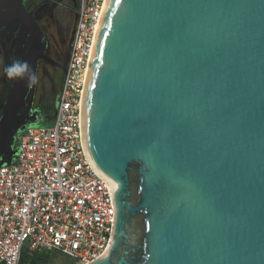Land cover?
<instances>
[{
    "label": "water",
    "instance_id": "water-1",
    "mask_svg": "<svg viewBox=\"0 0 264 264\" xmlns=\"http://www.w3.org/2000/svg\"><path fill=\"white\" fill-rule=\"evenodd\" d=\"M8 83L0 166L36 118ZM82 135L115 209L89 264H264V0H107Z\"/></svg>",
    "mask_w": 264,
    "mask_h": 264
},
{
    "label": "built area",
    "instance_id": "built-area-1",
    "mask_svg": "<svg viewBox=\"0 0 264 264\" xmlns=\"http://www.w3.org/2000/svg\"><path fill=\"white\" fill-rule=\"evenodd\" d=\"M106 0H78L76 25L47 128H27L0 166V264L55 252L75 264L103 257L113 236L112 186L91 164L82 135L86 73Z\"/></svg>",
    "mask_w": 264,
    "mask_h": 264
},
{
    "label": "flooded vegetation",
    "instance_id": "flooded-vegetation-1",
    "mask_svg": "<svg viewBox=\"0 0 264 264\" xmlns=\"http://www.w3.org/2000/svg\"><path fill=\"white\" fill-rule=\"evenodd\" d=\"M72 4L76 6V0H0V109L9 85L4 69L23 51L35 59L38 76L24 98V106L30 105L28 115L37 116L52 100L56 103L77 19L74 15L69 26L59 16L70 19Z\"/></svg>",
    "mask_w": 264,
    "mask_h": 264
},
{
    "label": "rangeland",
    "instance_id": "rangeland-1",
    "mask_svg": "<svg viewBox=\"0 0 264 264\" xmlns=\"http://www.w3.org/2000/svg\"><path fill=\"white\" fill-rule=\"evenodd\" d=\"M77 5H78V0H76ZM77 5L75 6L74 4H72L69 9L70 12L68 13V15H72V17H70V19L66 18V17H60L59 16V21L63 24V25H69L72 23L73 20V16L76 15L77 13ZM59 94V90L57 91V96ZM56 103H57V99H56ZM56 103L52 100L50 105L51 107L46 110L44 109L42 112H40L35 120L29 122L24 129L20 130L18 132V134L15 137V142L14 145L16 146V143H18V140L20 138V136L22 135L23 131H25L27 128H47L53 125L54 123V117H55V107H56ZM50 264H75L73 261H71L69 258L57 254L55 252L50 253Z\"/></svg>",
    "mask_w": 264,
    "mask_h": 264
},
{
    "label": "clouds",
    "instance_id": "clouds-1",
    "mask_svg": "<svg viewBox=\"0 0 264 264\" xmlns=\"http://www.w3.org/2000/svg\"><path fill=\"white\" fill-rule=\"evenodd\" d=\"M4 74L10 81L26 78L30 86H34L38 82L37 74L31 70L26 61H14L5 67Z\"/></svg>",
    "mask_w": 264,
    "mask_h": 264
},
{
    "label": "trees",
    "instance_id": "trees-1",
    "mask_svg": "<svg viewBox=\"0 0 264 264\" xmlns=\"http://www.w3.org/2000/svg\"><path fill=\"white\" fill-rule=\"evenodd\" d=\"M50 253L52 252H32L23 250L21 253L20 264H50Z\"/></svg>",
    "mask_w": 264,
    "mask_h": 264
},
{
    "label": "bare ground",
    "instance_id": "bare-ground-1",
    "mask_svg": "<svg viewBox=\"0 0 264 264\" xmlns=\"http://www.w3.org/2000/svg\"><path fill=\"white\" fill-rule=\"evenodd\" d=\"M106 3H107V0H106ZM106 3H105V6H106ZM105 8V7H104Z\"/></svg>",
    "mask_w": 264,
    "mask_h": 264
}]
</instances>
